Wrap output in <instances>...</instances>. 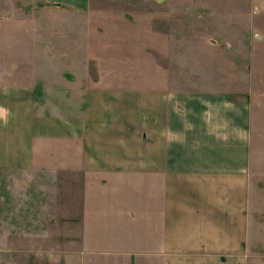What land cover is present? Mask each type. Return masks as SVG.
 <instances>
[{"label": "crops", "instance_id": "0c3cea01", "mask_svg": "<svg viewBox=\"0 0 264 264\" xmlns=\"http://www.w3.org/2000/svg\"><path fill=\"white\" fill-rule=\"evenodd\" d=\"M41 1L81 24L23 19L16 40L0 14V174L21 211L0 217V264L264 260V0H242L241 43L211 31L210 0ZM175 8L210 30L223 83L176 84Z\"/></svg>", "mask_w": 264, "mask_h": 264}, {"label": "rangeland", "instance_id": "374dc122", "mask_svg": "<svg viewBox=\"0 0 264 264\" xmlns=\"http://www.w3.org/2000/svg\"><path fill=\"white\" fill-rule=\"evenodd\" d=\"M235 1L237 3H240V1L242 2V0H210L209 3L211 4V9L213 5L214 13L207 16V21L209 22V24H212V27H210L212 29L211 31H215L216 35L222 34L223 36L229 37L234 36L237 33L236 37L239 38H234L233 41L241 43L243 42V40H245L244 34H238V32H240L241 28H247V17L250 12L249 10L246 11V6L243 2V6L240 8L242 10L240 12L234 10L235 6H226L230 3L235 4ZM99 3L101 4L100 7H102V2ZM99 3L97 5H99ZM43 7L44 3L41 0H0L1 15H6V12H11V10H14L15 19L16 22H18L16 24V29L14 32L16 40H23L24 32H27L26 29H22L23 27H21L22 25H20L19 23L23 21V19H25V25L27 27H32L33 25H35V22L38 25L42 26L53 25L56 23L63 25H68L71 23V25L73 24L78 26L81 24V22L74 21L71 18L58 17L55 21L54 19L48 18V16L45 14L39 16L36 15L37 11L42 9ZM172 13H174V15L172 16V20L174 21L175 25L173 31L175 32L176 29V36L174 34L175 38L172 43L174 45L179 44L176 46V48L178 49L175 48V53L181 59L180 61H178V63L176 62L175 65H181L185 69L174 66L173 68H171L170 72L174 77H177L181 74H185L184 77H186L185 82L180 81L176 84L180 85L179 87H182L181 84L183 83L198 85L202 82V84L207 86L216 83H223L227 74L225 73V67L227 66H224V68L221 67H223V65H226V63L220 64L222 58H218L215 53L208 50V48H205V46H203V42L201 41L205 39L201 37V35L203 36L204 33H209L210 30L206 28L205 30L198 31L197 33L195 31L188 33L187 30L184 31L181 29V27L188 24L199 25V22L202 21H197L198 18L196 19L195 15L186 13L184 8H175ZM27 19H30L31 21ZM143 19L147 20L146 18ZM34 20L35 22H33ZM159 25H166L165 21L162 20V18H159ZM128 31L132 32V29H129ZM176 38L179 40H177ZM45 40L49 39L45 38ZM63 40L67 39L65 38ZM72 40L81 42L84 40V36L81 33H76L74 34V37L72 36ZM56 41H58V39ZM178 51L180 54L177 53ZM149 53L151 54V50ZM5 67L9 68L10 66ZM15 67L16 70H20L24 66L15 65ZM240 68H245V66H240ZM6 185L7 177L3 174H0V196L5 198L4 200L0 198V217H2L3 219L10 217V214H21V211H10L12 206L8 207V203L10 202L7 200V195L5 194L4 190ZM17 219L18 218H15L13 221L15 222ZM16 229L19 230V228ZM253 264H264V260L254 259Z\"/></svg>", "mask_w": 264, "mask_h": 264}]
</instances>
